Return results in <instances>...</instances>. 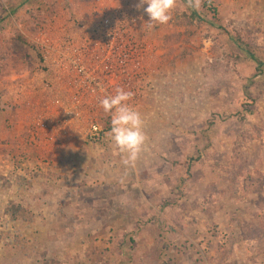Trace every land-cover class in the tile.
Wrapping results in <instances>:
<instances>
[{
	"label": "rangeland",
	"instance_id": "374dc122",
	"mask_svg": "<svg viewBox=\"0 0 264 264\" xmlns=\"http://www.w3.org/2000/svg\"><path fill=\"white\" fill-rule=\"evenodd\" d=\"M138 4L0 0L23 52L0 64V264H264V0H175L152 27ZM118 87L134 166L106 136Z\"/></svg>",
	"mask_w": 264,
	"mask_h": 264
},
{
	"label": "clouds",
	"instance_id": "9594fccd",
	"mask_svg": "<svg viewBox=\"0 0 264 264\" xmlns=\"http://www.w3.org/2000/svg\"><path fill=\"white\" fill-rule=\"evenodd\" d=\"M195 6L198 7V3ZM174 7L175 0H139L138 4V8L149 17V27L167 24L172 19ZM132 98V92L118 87L114 94L105 95L100 100L101 108L110 117L106 136L115 154L120 155L127 166L135 165L147 141L145 118L138 107L130 103Z\"/></svg>",
	"mask_w": 264,
	"mask_h": 264
},
{
	"label": "built area",
	"instance_id": "2783aa9c",
	"mask_svg": "<svg viewBox=\"0 0 264 264\" xmlns=\"http://www.w3.org/2000/svg\"><path fill=\"white\" fill-rule=\"evenodd\" d=\"M71 64H72V66H73V68H74V70L76 72H79V74H82V75L86 76V79L88 80V82L91 85L97 84V79L98 78L96 76L95 77L93 76V73H92L91 69H90L89 74H86V72H85L86 71V67H85V65H83L80 62V60L74 59V60L71 61ZM90 67H91V65H90ZM91 68H93V67H91ZM99 133H100V129L98 128V126L97 125H92L91 128H90V138L92 140H94L96 138H99Z\"/></svg>",
	"mask_w": 264,
	"mask_h": 264
},
{
	"label": "trees",
	"instance_id": "16d2710c",
	"mask_svg": "<svg viewBox=\"0 0 264 264\" xmlns=\"http://www.w3.org/2000/svg\"><path fill=\"white\" fill-rule=\"evenodd\" d=\"M1 53H4L5 54V56H3V57L0 55V64L2 65V63H3V61L5 59L8 60V61L11 60L13 62V64L17 63L20 60L18 58L19 55L21 53H23V52L21 50V46H18L17 43H7V44H5L3 46L0 45V54ZM2 58L3 59L5 58V59L3 60ZM22 59H24V58L22 57ZM193 161H196V160H194V159L191 160V162H193Z\"/></svg>",
	"mask_w": 264,
	"mask_h": 264
}]
</instances>
